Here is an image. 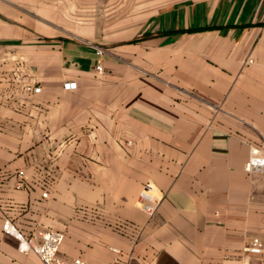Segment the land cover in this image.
<instances>
[{
    "label": "crops",
    "instance_id": "obj_1",
    "mask_svg": "<svg viewBox=\"0 0 264 264\" xmlns=\"http://www.w3.org/2000/svg\"><path fill=\"white\" fill-rule=\"evenodd\" d=\"M33 1L47 22L116 2ZM143 6L140 30L110 46L0 11V264H43L7 219L63 232L60 256L90 264H115L114 248L131 264H264L244 249L264 242V172L245 169L264 149V0Z\"/></svg>",
    "mask_w": 264,
    "mask_h": 264
},
{
    "label": "rangeland",
    "instance_id": "obj_2",
    "mask_svg": "<svg viewBox=\"0 0 264 264\" xmlns=\"http://www.w3.org/2000/svg\"><path fill=\"white\" fill-rule=\"evenodd\" d=\"M146 0H116L114 6L107 5H87L76 8H60L59 12L67 17L66 22H47L45 17L37 15L36 8L32 7L33 0H0V11L6 16L10 15L6 10L19 9L26 18L23 25L29 26V20L39 19L43 23L39 25L49 26L60 36L72 34V30L83 26L94 31L97 40L106 46L113 44H123L129 41L138 30L142 21L141 15L147 9L143 6ZM169 1H193V0H166ZM108 2V0H102ZM133 4V5H132ZM2 6V7H1ZM40 29V27H38Z\"/></svg>",
    "mask_w": 264,
    "mask_h": 264
},
{
    "label": "built area",
    "instance_id": "obj_3",
    "mask_svg": "<svg viewBox=\"0 0 264 264\" xmlns=\"http://www.w3.org/2000/svg\"><path fill=\"white\" fill-rule=\"evenodd\" d=\"M104 49L98 48L97 54L102 56ZM99 72H104L103 64L100 62L96 66ZM66 89L76 87V82H66L64 84ZM29 90L39 92L41 87L27 86ZM131 143V141H129ZM246 171L264 172V149L257 145L250 147L249 157L245 164ZM19 176H24V171H20ZM17 188L27 187L24 181L17 183ZM48 195L47 191L43 192V196ZM160 197L157 194V188L152 182H147L139 194V200L143 206V209L149 213L154 214L159 206ZM3 230L6 233L14 235L19 241V249L25 253H35L39 256L43 264H90L86 260L75 257L72 259H65L59 254L60 246L65 238L63 232L53 229L38 230L31 234H25L22 232L10 219H7L3 224ZM246 251L253 253H261L264 249V242L259 237H254L249 244L244 248ZM116 254L114 261L115 264H131L129 261H125L120 258L121 251L117 248L113 249Z\"/></svg>",
    "mask_w": 264,
    "mask_h": 264
}]
</instances>
